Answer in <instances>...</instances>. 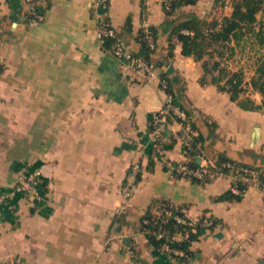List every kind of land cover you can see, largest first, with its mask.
I'll return each instance as SVG.
<instances>
[{"label":"crops","instance_id":"1","mask_svg":"<svg viewBox=\"0 0 264 264\" xmlns=\"http://www.w3.org/2000/svg\"><path fill=\"white\" fill-rule=\"evenodd\" d=\"M43 18L27 22L24 0L0 4V261L4 264H123L127 245L145 264H264V186L249 184L241 199L216 200L232 176L207 182L178 176L173 166L189 155L176 139L154 147L151 115L165 100L162 71L178 75L201 160L220 153L264 168V109H245L212 82L202 83V61L168 52L167 20L191 14L220 18L230 0H197L168 14L163 0H37ZM99 13L133 50L142 29L155 26L164 64L153 75L124 66L97 38ZM261 14H259L260 16ZM131 18V26L126 25ZM252 95L261 101L258 91ZM178 122L169 134L180 130ZM153 154L154 163L149 158ZM140 176L127 206L122 185L130 166ZM40 168L43 197L15 191L22 166ZM168 200L188 215L218 220L198 230L191 253L172 256L140 229L149 206ZM129 237V243L124 239Z\"/></svg>","mask_w":264,"mask_h":264},{"label":"trees","instance_id":"2","mask_svg":"<svg viewBox=\"0 0 264 264\" xmlns=\"http://www.w3.org/2000/svg\"><path fill=\"white\" fill-rule=\"evenodd\" d=\"M197 0H173L171 9L166 10L168 14L183 4L195 3ZM224 2V0H223ZM232 11L230 14L222 15L220 18H202L196 14H191L183 19L179 20H167L164 23V27L168 29L171 26V30L168 34V52L166 57L174 56V49L176 41H179L182 45V53L185 55H192L196 60L202 61L204 74L201 78L202 83L212 82L217 87L229 93L230 98L238 103L245 109H264V0H230ZM37 6V5H36ZM38 11L43 13L37 7ZM259 14H261L259 16ZM126 25L131 26V18L128 17ZM213 28V30H208ZM154 35L155 46L152 48L148 45L146 40L147 30L142 29L138 35L141 41V48L134 50L137 54L142 55L147 60L153 62L156 66H162L164 64V56H161L158 51L157 45V29L155 26H149ZM188 30V32L183 31ZM245 38H251L254 43L258 45L263 51L258 55L254 73L250 79L247 80L245 72L242 68L234 69L228 62V55H233L236 50V46L240 45ZM111 39H107L104 48H109ZM173 68L162 71L161 78H165L168 81L166 91L172 94V102L184 108L188 114L189 121L193 127L195 124L191 121V115L188 109L184 106L182 101L181 86L177 87L176 83L179 82V76L170 73ZM258 91L261 94V101L252 95L253 92ZM171 121L173 118L168 117ZM153 113L151 115L150 128H152ZM205 137L202 133L194 136L192 148L187 150V154L190 157L189 164L193 166L199 165L197 157L204 154L203 143ZM174 141V140H173ZM171 143V142H170ZM169 143L164 145L168 147ZM153 154L149 158V163H154ZM217 164H221L223 161H231L236 165H248L261 170L260 181L264 186V168L235 160L224 153H220L215 159ZM140 174L138 175L139 178ZM182 176V175H178ZM191 179L199 180L196 177ZM234 183V182H233ZM238 185L241 189L249 186L248 180L239 179ZM45 192L46 184L43 186ZM244 192L235 193L230 187L223 193L216 196V200L224 199H241ZM169 202L168 200H161L154 206H149L146 212L140 218V229L142 231L145 228L150 227L152 229H167L169 233H176L183 231V225L179 224L173 216H170L165 222L160 221L157 216L158 209L163 203ZM180 208V207H179ZM149 218V224L144 222V219ZM216 221H218L215 218ZM201 229V228H200ZM149 240L158 248H160L165 238H157L154 234H146ZM198 237V231L191 233V240H178L173 244L184 248L187 252V256L190 255L191 242ZM131 246V244H130ZM133 248V246H131ZM134 249V248H133ZM137 258V257H136ZM139 259V258H138ZM145 264L141 259H139Z\"/></svg>","mask_w":264,"mask_h":264},{"label":"built area","instance_id":"3","mask_svg":"<svg viewBox=\"0 0 264 264\" xmlns=\"http://www.w3.org/2000/svg\"><path fill=\"white\" fill-rule=\"evenodd\" d=\"M4 0H0V4ZM27 4V22L34 23L41 20L44 16L43 13L37 9V0H24ZM173 0H163L164 8L166 10L171 9ZM110 0H96L97 6H107ZM97 26V38L100 44L104 45L107 39H111L109 51L113 56L123 62L124 66L141 71L145 75H153L155 73L156 65L144 58L142 55L137 54L129 44L121 37L117 28L113 25L112 21L107 17L106 13H99ZM208 30H213L210 28ZM188 32V30H183ZM146 40L150 47L155 46V39L152 31L147 29ZM3 70V61L0 57V74ZM168 81L165 78L160 77V86L165 90L164 104L155 112H153V121L151 132L154 139V147L157 151L164 150V145L172 142L173 140H179L182 143L185 151L190 150L194 141V129L190 124V119L184 108L174 104L172 102V94L166 91ZM171 116L173 120H169ZM173 122H178L181 126L180 130L174 134L168 133V128ZM190 157L188 156L182 162H178L173 166V171L176 175H182L186 177H196L202 181H210L216 177L223 175L232 176L231 188L235 193L246 192L247 188L241 189L238 185V180H248L249 184H259L261 170L248 166V165H236L231 161H223L221 164H217L215 160L204 161L201 160L199 165L193 166L189 164ZM140 172V164L134 163L130 166L124 183L122 185L123 203L121 208L127 206V201L131 197L132 192L136 186L138 175ZM234 182V183H233ZM46 181L43 177L42 170L40 168H29L27 165L22 166L17 171V182L15 185V191H21L23 193L32 194L35 197H43V186ZM8 198V194L0 193V203L5 202ZM158 219L165 222L170 216L181 225H183V231L176 233H169L167 229H152L150 227L145 228L143 231L145 234H154L157 238H165L162 242L160 249L165 253L177 256L185 257L187 252L184 248L173 244L178 240H191V233L198 231L200 228H211L218 224V221L210 215H200L198 217H192L188 215L182 208H179L171 201L163 203L157 212ZM146 224L151 223L149 218L144 219ZM127 251L130 253V260L123 264H143L135 256L134 249L127 245ZM2 262H0L1 264Z\"/></svg>","mask_w":264,"mask_h":264},{"label":"rangeland","instance_id":"4","mask_svg":"<svg viewBox=\"0 0 264 264\" xmlns=\"http://www.w3.org/2000/svg\"><path fill=\"white\" fill-rule=\"evenodd\" d=\"M262 51L251 38H245L240 45L236 46L233 55H228L227 53V62L234 69L242 68L246 79L249 80L254 73L257 57ZM1 264L4 263L2 262Z\"/></svg>","mask_w":264,"mask_h":264},{"label":"water","instance_id":"5","mask_svg":"<svg viewBox=\"0 0 264 264\" xmlns=\"http://www.w3.org/2000/svg\"><path fill=\"white\" fill-rule=\"evenodd\" d=\"M197 161H198V162L201 161V157H200V156L197 157ZM129 241H130L129 237H126V238L124 239V242H126V243H129Z\"/></svg>","mask_w":264,"mask_h":264}]
</instances>
